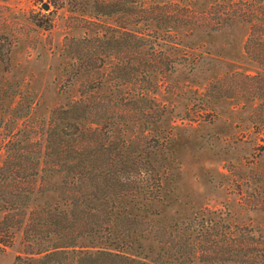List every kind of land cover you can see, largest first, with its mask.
<instances>
[{
  "label": "trees",
  "instance_id": "1",
  "mask_svg": "<svg viewBox=\"0 0 264 264\" xmlns=\"http://www.w3.org/2000/svg\"><path fill=\"white\" fill-rule=\"evenodd\" d=\"M67 5L85 30L64 45L72 60L67 88L78 86L79 98L55 106L41 122L24 115L25 128L17 123L19 132L5 135L0 193L9 200L3 209L18 219L26 245L17 264H185V254L193 262L264 264L261 227L211 219L187 234V227L155 228L146 221L159 216L164 203L169 172L161 156L173 142L165 123L171 110L157 94L167 74L193 71L204 59L175 54L182 45L176 28L206 35L238 24L248 29L245 57L261 72H227L205 85V95L254 104L250 120L264 142V0H216L201 9L147 0ZM13 47L8 42L0 49L5 72ZM131 125L141 130L128 137ZM255 197V211L264 212V196ZM12 245L8 230L0 246Z\"/></svg>",
  "mask_w": 264,
  "mask_h": 264
},
{
  "label": "rangeland",
  "instance_id": "2",
  "mask_svg": "<svg viewBox=\"0 0 264 264\" xmlns=\"http://www.w3.org/2000/svg\"><path fill=\"white\" fill-rule=\"evenodd\" d=\"M147 1L181 2L201 9L210 8L216 0ZM81 26L73 21L67 0H0V49L8 42L14 44L10 72L4 71L5 63L0 61V89L6 91L0 96V166L5 159V135L16 133L17 123L25 128L22 116L41 122L55 106L79 98L78 86L67 88L72 60L64 45L67 36H84ZM174 32L182 40L181 52L176 55L186 51L191 58L204 54V59L197 61L193 71L180 68L167 74L157 94L171 110L165 123L168 140L173 142L168 143L171 151L161 156L169 172L163 180L164 203L158 206L159 216L149 214L145 219L155 228L184 231L187 227V234H193L197 223L211 219L223 224H250L263 231L264 212L254 209L258 192L264 196V142L250 120L254 104L228 98L212 101L205 95V85L227 72H261L245 57L248 29L238 24L211 35L189 28ZM12 92L18 95L10 97ZM208 100L212 101L210 106ZM134 126L128 137L140 133L141 126ZM8 200L0 193V240H5L8 230L13 234L11 247L0 246V264H17L26 245L18 219L8 218L3 209ZM170 254L175 256L173 251ZM182 258L185 264H209L193 262L189 254Z\"/></svg>",
  "mask_w": 264,
  "mask_h": 264
}]
</instances>
